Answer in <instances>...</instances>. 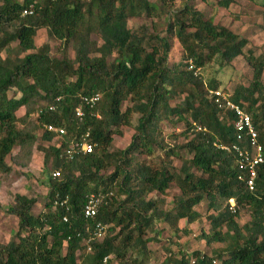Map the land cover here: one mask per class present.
Returning <instances> with one entry per match:
<instances>
[{
	"label": "trees",
	"instance_id": "obj_1",
	"mask_svg": "<svg viewBox=\"0 0 264 264\" xmlns=\"http://www.w3.org/2000/svg\"><path fill=\"white\" fill-rule=\"evenodd\" d=\"M173 1L0 0V51H6L0 55V172L10 170L8 160L20 166L29 161L36 123H53L65 131L54 138L42 129L41 139L47 143L39 146L43 161L49 159V171L57 169L59 175H48L46 200L37 214L31 211L34 197L13 195L7 211L17 218L16 230L0 243V264H105L111 258L116 264H147V242L152 238L145 234L152 223L162 219L175 236L187 233V226L200 218L195 205L202 200L216 213L207 215L209 229L200 238L222 246L211 256L178 249L179 257L168 253L164 264H264V53L254 55L253 48H244L246 38L203 19L194 6L197 0H183L182 7L171 9ZM232 1L216 0V4L227 8ZM28 5L31 14L22 15ZM162 13L168 14L165 35L145 36V26L132 30L127 25L129 17ZM40 28L57 42L60 57L51 55L47 43L35 45ZM173 36L182 46L184 63L169 67L167 52ZM149 38L158 39L159 46ZM69 47L72 59L66 54ZM236 56L244 58L251 78L245 84L237 80L231 90L215 79L203 83L199 72L187 68L188 58L199 70L213 57L226 65ZM217 88L228 92L231 101L250 115L262 145L263 161L252 190L238 179L233 156L215 145L234 139L232 113L216 107L208 96V90ZM95 93L99 100L94 106L81 104L79 96ZM178 96L180 100L171 105L169 100ZM125 100L130 103L121 110ZM79 103L81 117L74 114ZM49 104L55 106L53 111L47 110ZM19 108L23 112L17 115ZM132 112L139 114L130 141L110 151L112 135L119 133L120 124L128 125ZM170 116L185 124L177 134L189 135L183 143H163L159 122ZM193 123L205 130H192ZM86 131L94 144L91 152L70 159L60 153L70 139L78 140ZM14 147L18 152L11 155ZM156 149L163 150L166 160L150 163ZM182 153L188 156L176 173L169 158ZM111 162L113 170L101 172ZM171 182L178 193L164 210L162 200L151 194L165 195ZM90 192L104 196L96 214L85 218L82 205ZM55 196L67 197L66 209L54 204ZM244 207L249 221L238 225L235 217ZM96 222L106 226L103 237L86 242L89 232L84 228L92 230Z\"/></svg>",
	"mask_w": 264,
	"mask_h": 264
},
{
	"label": "rangeland",
	"instance_id": "obj_2",
	"mask_svg": "<svg viewBox=\"0 0 264 264\" xmlns=\"http://www.w3.org/2000/svg\"><path fill=\"white\" fill-rule=\"evenodd\" d=\"M182 4L183 0H174L171 4H169V8H180L182 7ZM194 6L198 11H200L203 19L210 18L213 24L224 26L231 31L238 32L239 34L244 33V35L251 40L250 42L248 40L249 45L258 47L257 53L264 52V0H233L227 8L217 6L216 0H197L194 3ZM167 18L168 14L166 13H162L160 16H157L156 14H152L151 16H133L128 18L127 25L132 30L138 29L140 25L145 26V36L154 33H158L159 36H162L166 34L164 27ZM247 29H251L252 32L245 33V31L248 32ZM91 37L95 38L93 34ZM35 43L36 45L47 43L50 46L51 55L54 57L61 56V52L57 48V42L48 39L44 30L39 31L35 35ZM151 43H154L155 45L157 44L158 46L160 44L158 39L155 38L151 39ZM14 45V43L11 44V46ZM5 53V50L0 51L1 56ZM181 53L182 46L176 37L173 36L171 38V46L167 52L166 64L171 67L179 61L184 63V60L181 59ZM66 54L70 59H72L73 49L71 47L67 48ZM112 58L113 55L110 57V60ZM199 75L203 83H207L210 79H215L219 81L220 87L223 86L225 89L231 90L237 80L244 84L250 80L251 69L246 64L242 56L234 57L231 63L226 65L217 63L216 58L213 57L200 67ZM8 94H12V90H9ZM180 98L181 96L174 97L169 100V103L173 105L174 103H177ZM129 103L130 102L127 100L123 101L120 105V109L124 110ZM22 112L23 109L19 108L16 111V114L20 115ZM138 114L139 113L132 112L129 115L128 125H119V133L112 135L111 146L108 148L110 151L113 149L124 148L128 144L130 136L134 131L133 126L136 124ZM33 117L35 116L33 115ZM174 119L175 116H170L169 118L159 122L158 127L160 135L163 139V143L165 144L183 143L185 141L184 138L189 137V135L186 134L184 137H182V135H177L179 132L184 130L185 124L182 121L175 122ZM34 132L36 133V139L31 148L29 161L25 165L20 166L12 163L11 161L9 162L8 160L10 170L0 172V243H6L16 230L17 218L15 215L7 211V207L13 202V195L15 193H21L28 197L35 198V203L31 208L33 214H37L43 209V205L46 200L50 162L49 159L46 162L43 161L42 151L39 149V146L44 147L47 143L41 139V125L36 123ZM172 133L177 135V138H172L171 136L174 135ZM17 152V147H14L11 151V155H15ZM180 156L181 157L169 158L172 163L171 165H173L174 168L173 171L176 173L180 171L179 168L182 160L187 158L188 154L182 153ZM136 157L138 159L142 158L141 154L136 155ZM149 160L150 163L155 164H157L159 160H166L163 155V150L156 149L154 154L149 157ZM113 167L114 165L111 162L101 172L107 174L113 170ZM194 173L199 175V171L194 170ZM117 188L116 184L111 187L114 195L116 194ZM177 193V185L175 182H171L165 192V195L152 193L151 196H156L161 199L162 202L160 207L165 210L170 207L172 195ZM221 206H223V203L219 204V207ZM195 208L199 211L200 218L187 226V233L178 232L175 236V233L172 232L162 219L157 221L155 220V223H152V227L147 229L145 234L146 237L152 238V240L147 242V248H149L150 253L147 264H164L168 253H172L176 258H178V249H181L187 254L193 250H198L207 256H211L213 254V249L222 246V242L206 244L204 239L200 238V233L202 231H208L209 229L207 215L209 213H216V210H208L206 208V200L200 201L197 205H195ZM235 221L238 225L248 223L249 211L246 207L239 208ZM181 223H183V221ZM221 230H224L223 226H221ZM156 239H158V241H155ZM105 264H116V262L113 258H111V260ZM216 264L219 263L216 261Z\"/></svg>",
	"mask_w": 264,
	"mask_h": 264
},
{
	"label": "built area",
	"instance_id": "obj_3",
	"mask_svg": "<svg viewBox=\"0 0 264 264\" xmlns=\"http://www.w3.org/2000/svg\"><path fill=\"white\" fill-rule=\"evenodd\" d=\"M31 5L23 8L21 11L22 15L31 14ZM187 68L193 69V73L196 74L199 72L197 67H193L192 60L190 58L186 59ZM208 96L211 98L212 102L219 109H224L230 111L233 115L231 119V127L233 130V140L228 143H218L215 144L218 148L223 149L227 153H230L235 162L236 169L238 171V179L242 180L244 185L248 190H252L254 188L255 178L257 176V167L263 161V150L262 145L258 141L257 132L252 124L250 115L242 109V107L235 102H232L229 98V93L221 91V89H210L208 90ZM80 102L82 105L86 107L94 106L99 100V94H91V95H81L79 96ZM58 97H56V100ZM54 105L49 104L47 106V110L53 111ZM74 114L77 117H81L83 115L82 107L79 105L75 108ZM98 118L99 115L96 114ZM42 129L50 132L54 135V138L61 137L65 131L63 127L54 125L53 123H41ZM192 130L194 131H204V126L193 123ZM94 144L91 143L88 139V132H84L80 135L78 140L70 139L69 143L63 147L60 153L67 158H72L76 154L80 153H89L93 150ZM49 175L53 178L59 175V171L57 169L51 170ZM111 192L109 191V194ZM103 193L90 192L85 195V199L82 205V215L85 218L93 217L103 199ZM54 204L59 206H65L67 208V197H58L55 196ZM229 209L231 212L234 211V202L230 198L228 199ZM264 213V210H263ZM62 221H66V215H62ZM105 225L96 222L92 230H89L88 226L84 228L89 232V238L86 240L88 242L89 239L101 240L105 231ZM87 250H89V246H87ZM107 257L103 258V261L106 260Z\"/></svg>",
	"mask_w": 264,
	"mask_h": 264
},
{
	"label": "crops",
	"instance_id": "obj_4",
	"mask_svg": "<svg viewBox=\"0 0 264 264\" xmlns=\"http://www.w3.org/2000/svg\"><path fill=\"white\" fill-rule=\"evenodd\" d=\"M17 1H20V0H17ZM245 28H246V27H245ZM41 30H44V29H43V28L38 29L37 32H36V34H37L39 31H41ZM44 31H45V30H44ZM247 31H248V32L245 31V33H250V32H252L251 29H247ZM232 32H235V33L239 34V33L236 32V31H232ZM260 32H261V31H260ZM45 34H46V33H45ZM257 34H261V33H257ZM239 35L247 39V44H246V46H245L244 48H253L254 55H259V54H260L259 52L257 53V51H258V47H257V46H252V45L250 46V45H249V42H250L251 40H250L249 38H247V36H245L244 33L239 34ZM252 37H253V36H252ZM253 38H254V37H253ZM248 40H249V42H248ZM35 45H36V43H35ZM36 46H37V45H36ZM261 53H264V52H261ZM262 81H263V87H264V69H263V72H262Z\"/></svg>",
	"mask_w": 264,
	"mask_h": 264
}]
</instances>
